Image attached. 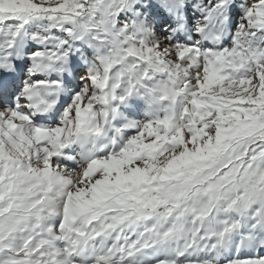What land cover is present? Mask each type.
Segmentation results:
<instances>
[{
    "label": "snow or ice",
    "instance_id": "6c2138e0",
    "mask_svg": "<svg viewBox=\"0 0 264 264\" xmlns=\"http://www.w3.org/2000/svg\"><path fill=\"white\" fill-rule=\"evenodd\" d=\"M0 264H264V0H0Z\"/></svg>",
    "mask_w": 264,
    "mask_h": 264
}]
</instances>
